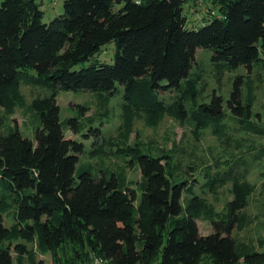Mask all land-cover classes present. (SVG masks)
<instances>
[{
	"label": "trees",
	"instance_id": "obj_1",
	"mask_svg": "<svg viewBox=\"0 0 264 264\" xmlns=\"http://www.w3.org/2000/svg\"><path fill=\"white\" fill-rule=\"evenodd\" d=\"M190 2L212 5L198 30L188 28ZM41 5L42 0H0V121L20 109L42 125L34 140L13 126L0 131V264H14V254L18 264L25 258L29 264H93L95 257L110 264L264 262V250L233 237L235 227H245L242 212L255 191L248 170L206 174L212 191L233 183V200L219 220L205 198L193 195L182 203L184 193H192L190 182L179 180L174 152L166 148L154 154L128 144L119 150L140 168L137 188L115 175L76 176L75 154L82 146L66 138L57 102L61 90L112 96L119 83L129 129L136 117L155 129L170 117L194 128L196 140L208 127L222 140L231 113L244 132L264 135L252 121L253 95L244 104L236 84L228 107L216 94L198 104L202 75H192L198 49L213 52L218 78L239 67L251 72L264 62V0H64V13L48 23ZM109 43L116 46L114 64L92 62ZM84 62L89 64L75 69ZM22 81L51 95L29 105ZM165 93H173L171 103L162 99ZM5 215L14 221L10 228ZM199 219L210 221L214 232L202 236ZM38 253L51 255V261Z\"/></svg>",
	"mask_w": 264,
	"mask_h": 264
},
{
	"label": "rangeland",
	"instance_id": "obj_2",
	"mask_svg": "<svg viewBox=\"0 0 264 264\" xmlns=\"http://www.w3.org/2000/svg\"><path fill=\"white\" fill-rule=\"evenodd\" d=\"M42 1L41 9L45 12L44 22L48 23L64 13V0ZM210 7H212L211 4L205 6L203 3L196 7L193 3H188L185 8L188 28L198 30L204 26L202 19ZM115 52V44L109 43L94 56L92 62L112 65L115 62ZM260 55L264 60V48ZM212 57L211 50H197V65H194L192 75L196 73L202 75L197 85L198 104L210 103L216 94L224 98L225 107H228L231 93L238 84L244 104H247L251 95L254 96L252 121L260 128H264V62L255 63L251 72L244 67H239L233 71L226 70L218 78ZM88 64L87 62L81 63L75 69L86 67ZM31 74L36 75L37 73L32 71ZM20 90L29 105L36 98L51 95L48 88L26 85L23 81L20 84ZM124 95V86L119 83L112 96L91 90L59 91L57 102L60 106V120L64 134L67 139L82 146V150L75 154L79 157L76 176L82 172H90L95 178H102L104 175L110 178L115 175L121 180L124 178L132 188H137L141 182L140 168L137 164L132 167L131 158L125 157L119 153V150L126 148L128 144H140L144 151L154 154L157 153L156 149L166 148L174 152L175 164L179 167L176 173L179 180L190 182L188 186L192 193L185 192L182 203L185 204V201L193 195L205 198L214 207L217 213L216 219L219 220L227 213V205L233 200L231 195L233 183L218 185L215 191H212L211 184H207L206 174L210 172V176L215 177L232 169L236 170V168L242 172L248 170V180L255 186V191L249 199V205L242 212L247 216L245 227L242 230L235 227L233 237L239 244L252 243L258 250L263 251L264 135L247 134L240 129L242 125H239L237 121L239 117H233L231 113L227 118L228 135L222 140L213 135L212 127L202 130L200 139L196 140L194 128L188 125L183 126L170 117H167L156 129L147 128L143 120L136 117L129 129L125 125L123 116ZM172 96L173 93L161 94L162 99L167 103L172 102ZM1 114H3L2 111ZM5 117L0 121L2 133L13 126L19 128L24 137L34 140L37 129L42 126L36 115L28 113L26 116L20 109L13 116L5 115ZM70 120L76 121L73 126L69 125ZM239 141L243 143L241 148H239ZM98 149L106 152L107 155L100 151L94 153ZM13 223V219L5 215L6 226L10 228ZM197 223L202 236L214 232L210 221L199 219ZM27 247L31 249L32 245L29 244ZM37 256L39 259L44 258V261L45 259L51 261V255L43 257L38 253ZM13 262L18 264L16 254H14ZM23 264H29L27 258Z\"/></svg>",
	"mask_w": 264,
	"mask_h": 264
},
{
	"label": "built area",
	"instance_id": "obj_3",
	"mask_svg": "<svg viewBox=\"0 0 264 264\" xmlns=\"http://www.w3.org/2000/svg\"><path fill=\"white\" fill-rule=\"evenodd\" d=\"M147 0H136L137 3L142 4ZM200 2L202 0H199ZM93 264H110V262L105 258L95 257L93 259ZM235 264H264V262H257V263H248L245 259L238 260Z\"/></svg>",
	"mask_w": 264,
	"mask_h": 264
},
{
	"label": "crops",
	"instance_id": "obj_4",
	"mask_svg": "<svg viewBox=\"0 0 264 264\" xmlns=\"http://www.w3.org/2000/svg\"><path fill=\"white\" fill-rule=\"evenodd\" d=\"M46 256H47V255H46ZM43 257H45V256H43ZM40 259H43V260H44V258H40ZM45 261L47 262L48 260L45 259ZM49 262H50V261H49Z\"/></svg>",
	"mask_w": 264,
	"mask_h": 264
}]
</instances>
